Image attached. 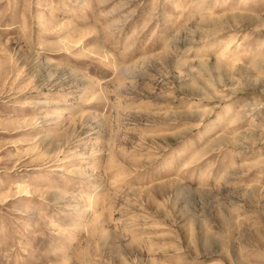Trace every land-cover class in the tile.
<instances>
[{
    "label": "rangeland",
    "instance_id": "obj_1",
    "mask_svg": "<svg viewBox=\"0 0 264 264\" xmlns=\"http://www.w3.org/2000/svg\"><path fill=\"white\" fill-rule=\"evenodd\" d=\"M0 264H264V0H0Z\"/></svg>",
    "mask_w": 264,
    "mask_h": 264
}]
</instances>
